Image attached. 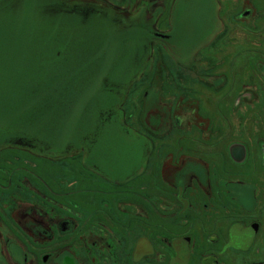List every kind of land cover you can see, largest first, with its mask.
Segmentation results:
<instances>
[{
	"label": "flooded vegetation",
	"instance_id": "1",
	"mask_svg": "<svg viewBox=\"0 0 264 264\" xmlns=\"http://www.w3.org/2000/svg\"><path fill=\"white\" fill-rule=\"evenodd\" d=\"M22 1L0 0V12L17 11ZM140 1L135 4L141 10L134 13L125 8L132 0H48L51 17L62 20H57V25L62 23L73 35L83 36L82 42L108 38L124 47L119 60L111 64L105 89H97L89 100L82 101L83 105L79 102L84 95L82 85H77L74 77L58 88L60 95L48 97L49 102L66 101V117L80 103L82 121L92 118L89 124L81 121L78 130H40L36 126L34 130L0 129V254L5 264H20L9 251L11 246L20 255L31 248L40 264H228L222 258L228 252L246 255L260 239L264 241L260 235L264 206L258 205L251 213L233 206L232 194H212L204 182L194 185V179L184 187L179 185L188 167L172 166L184 147L178 137L174 145L167 142L170 136L175 139L173 128L166 134L160 132L169 128H163V119L156 118L165 104H161L162 110H146L150 98L152 103H165L154 87L145 89L137 99L140 111L136 122L139 126L146 120V134L125 121L122 105L128 88L138 86L141 73L149 72L145 83L153 82L149 44L171 40L159 31L156 13L149 15L147 1ZM67 51L55 53L57 65H72ZM99 59L98 54H91L90 71ZM123 65L127 80H117ZM92 76L93 72L88 73L84 80ZM171 118L178 131L185 129L189 120ZM200 128L199 124L195 130ZM233 145L245 148L243 163L233 160ZM257 147L259 162L264 164V147ZM224 152L229 164L240 169L248 163L250 147L233 142ZM170 175L174 177L172 185ZM228 177L221 181L226 188V183L233 182ZM153 196L157 197L156 203ZM170 202L178 204L179 209L163 214L164 209H171ZM106 212L112 215L110 224L103 221ZM203 214L209 218L204 225L200 217ZM217 215L223 220L222 227ZM197 221L202 225L199 233L194 228ZM2 230L12 241L3 238ZM220 239L221 249L213 253L210 249ZM197 251L199 258L194 257ZM24 260L30 263L33 259Z\"/></svg>",
	"mask_w": 264,
	"mask_h": 264
},
{
	"label": "rangeland",
	"instance_id": "2",
	"mask_svg": "<svg viewBox=\"0 0 264 264\" xmlns=\"http://www.w3.org/2000/svg\"><path fill=\"white\" fill-rule=\"evenodd\" d=\"M138 1L132 0V5L125 4V8L130 12L141 10L140 6L136 7ZM144 1L148 3L149 15L156 13L159 31L171 36V40L154 39V43L149 44L153 82L145 83L149 72L141 73L137 77L138 86L128 88L122 105L125 121L146 134V120L140 127L136 122L137 111H140L137 99L145 89L154 87L165 103H152L150 98L146 110H162L161 104H165V109L156 113V118L163 119V128H169L160 132L166 134L173 128L176 134L173 138L178 137L184 147L172 166L188 167L182 172L187 175L182 184L178 182L179 185L184 187L196 179L194 185L204 182L205 189L210 187L212 194H232L233 206L254 212L258 205L264 206V164H260L257 151V144L264 147V0ZM47 4L48 0H23L19 10L0 12V129L34 130L33 126H36L40 130H53L54 127L56 130H78L83 117L81 104L78 103L73 113L66 117L57 113L62 103L65 108L66 101L54 99L49 102L48 97L60 95L58 88L74 77L83 89L84 95L79 102L89 100L97 89L105 87L104 80L109 76L111 64L117 58L119 60L122 53L124 46L120 47L108 38H100L97 42L89 38L82 42L83 36L73 35L64 25L61 26L62 23L57 25V20H62L51 17ZM66 49L72 65H57L55 53ZM92 53L98 54L100 59L90 71ZM124 65L122 71H118L117 80H127ZM91 72L93 78L84 80ZM176 96L184 99L181 101ZM194 97L200 98L201 102ZM193 100L197 101L196 104ZM91 112L89 116H92ZM170 117L172 120L181 117L189 120L185 129L178 131L177 123L171 124ZM91 119L85 117L83 121L89 124ZM199 124L200 130H195ZM115 130L118 129L115 127ZM153 131L159 134L158 130ZM170 139H166L169 144H176L177 138ZM233 142H243L250 147L248 163L240 169L229 164L224 152ZM176 152L178 154V149ZM189 166L194 169L190 171ZM231 175L236 177L229 178ZM169 177V185H172L174 177ZM226 177L233 179L232 183H226L229 184L227 188L224 182L221 183ZM152 201L156 203L157 197L153 196ZM169 207L171 209H164L163 214L179 209L173 202ZM106 214L103 221L110 224L112 215ZM234 215L238 217L239 214L233 212ZM217 216L218 225L222 227L223 220ZM200 217L202 224L209 221L204 214ZM201 227L198 221L195 222L198 233ZM260 228V235L264 237V226ZM2 231L3 238L11 240ZM263 242L260 239L249 254L228 252L222 258L228 264H264ZM221 244L220 239L219 244L210 250L219 252ZM1 245L0 241V248ZM9 251L20 264H40L31 248L23 255L12 246ZM199 254L194 252V257L199 258ZM24 259L33 260L28 263ZM0 264H5L1 254Z\"/></svg>",
	"mask_w": 264,
	"mask_h": 264
},
{
	"label": "water",
	"instance_id": "3",
	"mask_svg": "<svg viewBox=\"0 0 264 264\" xmlns=\"http://www.w3.org/2000/svg\"><path fill=\"white\" fill-rule=\"evenodd\" d=\"M231 156L233 160L237 163H243L246 160L247 153L243 146L233 145L230 149ZM248 237V236H247ZM250 239H253V236H250Z\"/></svg>",
	"mask_w": 264,
	"mask_h": 264
},
{
	"label": "trees",
	"instance_id": "4",
	"mask_svg": "<svg viewBox=\"0 0 264 264\" xmlns=\"http://www.w3.org/2000/svg\"><path fill=\"white\" fill-rule=\"evenodd\" d=\"M63 104V103H62ZM49 105V104H48ZM54 108V107H53ZM54 110H55V108H54ZM54 110H53V112H54ZM63 110H64V108H60V106H59V108H58V111L59 112H57V113H59L60 115H63Z\"/></svg>",
	"mask_w": 264,
	"mask_h": 264
}]
</instances>
